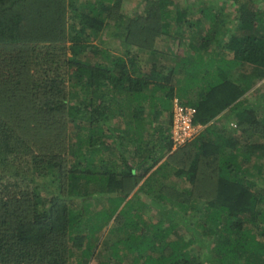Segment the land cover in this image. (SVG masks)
<instances>
[{"label":"trees","instance_id":"16d2710c","mask_svg":"<svg viewBox=\"0 0 264 264\" xmlns=\"http://www.w3.org/2000/svg\"><path fill=\"white\" fill-rule=\"evenodd\" d=\"M232 1L231 24L217 23L222 7L201 9L192 54L169 67L141 52L184 20L176 0L133 16L121 0H0V179L30 188L0 196V264H264V117L239 85L264 76V12ZM109 29L119 52L95 41ZM175 98L201 126L176 147ZM150 204L168 221L147 216ZM188 223L210 242L201 253Z\"/></svg>","mask_w":264,"mask_h":264},{"label":"rangeland","instance_id":"374dc122","mask_svg":"<svg viewBox=\"0 0 264 264\" xmlns=\"http://www.w3.org/2000/svg\"><path fill=\"white\" fill-rule=\"evenodd\" d=\"M73 1L78 8L82 9L85 0H73ZM69 2L70 0H66V4H68ZM121 2L124 9V13L130 14L132 16L135 14L144 13L145 5L147 4V0H121ZM176 2H177V9L186 13L184 20L180 23L178 27H176L175 24L173 23L166 33H162L159 37L156 38L152 46V50H154L155 54L144 56V54L150 50L149 49L142 50L141 53L143 54V61L146 64H151L155 60L158 62L163 58L170 59L172 57L173 52L175 54L183 53L182 55L192 54V45L196 44L195 43L196 38L199 36L200 33L199 32L200 28L198 26H194L193 23L196 22V19H199L202 16L201 9H206V8L208 9L213 6L216 10L219 11V9L222 7V10H220L221 18L217 23L220 24L222 22L224 24L226 23L231 24L232 23L231 19L234 16L233 9L236 7L235 3L232 0H176ZM252 5L253 6L255 5L256 8H261L260 10L264 12V0H254V4L252 3ZM204 22H208V19ZM262 22L264 24V18ZM114 33H115L114 29H109V31H105L99 34L95 38V41L99 46V49H106L109 52L120 51L121 49L119 45L120 41L118 38H116ZM218 38L225 39L224 36H219ZM66 47L68 48V45H66ZM66 52L68 55L70 54L69 49H66ZM246 71L247 70H245V72ZM248 72L250 73V75H253L254 69L250 68ZM57 74H58L57 76L58 78L61 75H63L61 72L56 73V75ZM235 77L239 78L240 80L243 79L241 74L237 72L235 73ZM247 83L248 82L246 83L239 82V85L247 89L245 93V97L249 99V101L261 102V105L256 108V114L259 118H262L264 117V76L254 79V83L250 88H247ZM231 123L232 122L228 117L226 119L225 116L224 117L219 116L218 121L216 122L217 124L216 126L217 128L220 129L224 125H228V128L234 130L235 127L232 126ZM0 128H2V124L0 125ZM70 131L71 130L69 129V132ZM234 133L236 134V130H234ZM261 139L264 142V137H262ZM251 140L259 141L257 138H252ZM42 172L39 169L34 170L35 178L37 179L38 177V181L36 182L35 185L36 187H39L38 195L40 196V199L45 200L49 195L43 190H40V184H41L40 180H45L43 175L39 176L40 173ZM155 176L158 177V179H160L161 182L165 184L168 183L172 186H176L179 182H181L180 177L177 176L171 177V173H169L168 177L166 178H160L161 176L160 173H158L157 175L155 174ZM16 180H14V178H8L7 176L0 179V196H2L1 194L4 193L5 195L14 199L15 201L21 198V191L30 189L28 187L29 182L27 180L24 179L21 181H17L18 186L15 184ZM255 181L257 188L260 189L261 188L260 186L262 185L259 179L256 178ZM49 183H47L45 186L47 189L50 188L51 185L57 188V186L60 184V181L57 179L54 182L49 181ZM33 197L34 196H31L29 200H32ZM31 205L33 204L31 203ZM145 212L147 213V214L145 213L147 216H151L154 219H158L161 217L163 221L165 220L168 221L167 217L162 218L163 214L165 215L167 213V208H163L155 204H150L149 207L145 208ZM196 218H197L196 216L193 217L191 219L192 222H194ZM188 226H192V225H190V223L181 224V229L185 232V234L193 238L192 239L193 242L189 247L192 252L196 253L197 251V253H201L202 252L201 246L204 248V245L207 246L210 242L208 240L207 242L206 240L201 241L203 238L200 236V234L197 233L195 229L192 230ZM103 233H105L104 230L100 231L97 235L101 237ZM188 236L186 237L188 238ZM107 237L108 239L113 240L115 234L108 233Z\"/></svg>","mask_w":264,"mask_h":264},{"label":"built area","instance_id":"2783aa9c","mask_svg":"<svg viewBox=\"0 0 264 264\" xmlns=\"http://www.w3.org/2000/svg\"><path fill=\"white\" fill-rule=\"evenodd\" d=\"M194 113L192 106L181 104L176 98L173 100L170 133L174 147L182 144L199 129L200 125L193 123Z\"/></svg>","mask_w":264,"mask_h":264},{"label":"crops","instance_id":"0c3cea01","mask_svg":"<svg viewBox=\"0 0 264 264\" xmlns=\"http://www.w3.org/2000/svg\"><path fill=\"white\" fill-rule=\"evenodd\" d=\"M182 54H175L173 52L172 57L170 59L163 58V59L159 60L158 63L163 64L164 66L171 67L172 66L171 64H174L175 61L180 62L181 59H180V57L178 55L183 56ZM188 55H190V54H188ZM184 56H187V55H184ZM177 77H178V74H175V78H177ZM173 81H174V79H173ZM175 92H180V94L182 96V99L184 98V95H183L184 94V85H183V82L182 83H177V85H176V91ZM167 114H168V112H166L165 115H162L161 116V118L159 120L160 124L161 123L164 124L166 122L165 116ZM200 128H201V126L199 127V129Z\"/></svg>","mask_w":264,"mask_h":264}]
</instances>
